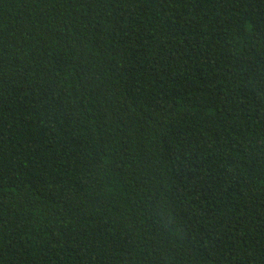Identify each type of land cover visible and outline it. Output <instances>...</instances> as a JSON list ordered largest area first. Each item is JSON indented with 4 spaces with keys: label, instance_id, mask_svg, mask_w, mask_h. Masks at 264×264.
I'll list each match as a JSON object with an SVG mask.
<instances>
[{
    "label": "trees",
    "instance_id": "16d2710c",
    "mask_svg": "<svg viewBox=\"0 0 264 264\" xmlns=\"http://www.w3.org/2000/svg\"><path fill=\"white\" fill-rule=\"evenodd\" d=\"M0 264H264V0H0Z\"/></svg>",
    "mask_w": 264,
    "mask_h": 264
}]
</instances>
